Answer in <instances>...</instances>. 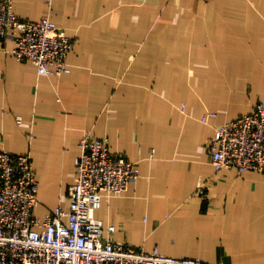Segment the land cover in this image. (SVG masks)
<instances>
[{
    "label": "crops",
    "instance_id": "obj_1",
    "mask_svg": "<svg viewBox=\"0 0 264 264\" xmlns=\"http://www.w3.org/2000/svg\"><path fill=\"white\" fill-rule=\"evenodd\" d=\"M15 11L76 40L62 75L17 59L13 35L0 41V150L31 154L36 213L69 207L92 133L141 170L96 212L115 240L264 264V170L217 172L208 147L219 124L264 102V0H16ZM208 111L218 116L204 122Z\"/></svg>",
    "mask_w": 264,
    "mask_h": 264
},
{
    "label": "built area",
    "instance_id": "obj_2",
    "mask_svg": "<svg viewBox=\"0 0 264 264\" xmlns=\"http://www.w3.org/2000/svg\"><path fill=\"white\" fill-rule=\"evenodd\" d=\"M15 1L0 0V41L13 35L15 57L31 61L40 74L69 73L75 38L49 16L21 19ZM217 116L208 111L201 120ZM80 147L69 207L57 205L43 217L35 211L39 181L31 154L0 150V264H214L115 240V225L105 224L96 212L105 195L121 194L139 178L140 167L125 153L113 151L107 138L86 133ZM208 147L217 172L263 171L264 102L219 124ZM205 182L198 186L204 199Z\"/></svg>",
    "mask_w": 264,
    "mask_h": 264
}]
</instances>
